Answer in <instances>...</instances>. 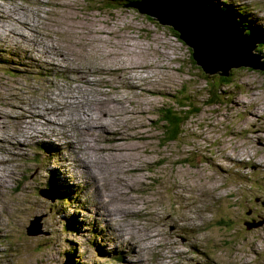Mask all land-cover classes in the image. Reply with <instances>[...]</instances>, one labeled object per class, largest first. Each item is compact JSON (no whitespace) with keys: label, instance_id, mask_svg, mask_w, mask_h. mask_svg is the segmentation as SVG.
I'll use <instances>...</instances> for the list:
<instances>
[{"label":"rangeland","instance_id":"374dc122","mask_svg":"<svg viewBox=\"0 0 264 264\" xmlns=\"http://www.w3.org/2000/svg\"><path fill=\"white\" fill-rule=\"evenodd\" d=\"M96 1L0 0V264H67L68 253L78 264H264V70L231 68L209 99L171 26L123 6L132 0ZM208 1L264 43V0ZM177 91L202 111L162 146L159 114ZM95 125L114 133L95 144ZM50 180L54 200L40 195ZM101 193L131 214L122 233L110 234Z\"/></svg>","mask_w":264,"mask_h":264},{"label":"water","instance_id":"95a60500","mask_svg":"<svg viewBox=\"0 0 264 264\" xmlns=\"http://www.w3.org/2000/svg\"><path fill=\"white\" fill-rule=\"evenodd\" d=\"M123 6L173 27L182 38L180 42L192 50L193 60L207 74L228 75L231 68L242 66L264 70V61H260L263 56H254V40L242 23L208 0H134ZM40 194L54 200L51 190ZM40 220L38 217L31 222L28 235L41 233ZM250 223L245 222L247 229ZM262 224L264 221L259 225Z\"/></svg>","mask_w":264,"mask_h":264},{"label":"trees","instance_id":"16d2710c","mask_svg":"<svg viewBox=\"0 0 264 264\" xmlns=\"http://www.w3.org/2000/svg\"><path fill=\"white\" fill-rule=\"evenodd\" d=\"M111 1L116 2L115 0H106V1H104V3L100 2V1H96V5H99V6L105 5L108 7V5L112 4ZM132 1H134V0H132ZM214 1H216V0H214ZM119 5H122V4L119 3ZM216 5L219 8V5L217 3H216ZM220 9L223 11L229 12L230 15H232L235 19H238L242 23V27L247 29V32L252 36L253 39H254V37L256 39H260L259 31L254 29L253 26H246L244 24V21H242L243 16L238 15L234 10L228 8L227 5L224 3H223V8H220ZM151 19L154 20L153 18H151ZM244 20H246V19H244ZM246 21L250 22V20H246ZM172 34L176 38H178V39L180 38V34L175 32L173 29H172ZM188 50L191 51L190 49H188ZM189 61H191L190 64H193L194 66H196V63L193 59H190ZM197 69H199V68H197ZM233 72H235V71H233ZM232 74L233 73L231 72L230 76H232ZM201 75H203L205 77V79L207 80L208 87L206 88V95H207V98H209V99H214V97L219 95V93L221 92L220 88L216 87V82L218 80H220V81H229L230 80L229 79L230 77H227L226 74L225 75L206 74L203 72ZM171 98H172L171 103L167 107L161 108V112L159 114L160 130H161V134H162L163 141H164V144L162 146L167 145L171 141H178L182 137V135L184 134L183 127L192 118L197 117L202 111L201 108H198L196 105L192 104V96H190L186 93H182L181 95H179L178 91H177ZM180 115L183 116V119H182V117H177ZM175 120L178 122L177 124H175ZM48 186H50L51 189L55 192V196L59 195L58 186H56V184L53 182V180L49 181ZM60 200H61L62 206L68 207L69 206L68 202L71 203L70 193L63 196ZM66 221H67V224H66L67 230L80 231V229H78V227H80L82 223L81 224H80V222L77 223L78 219H75V217H69V219H67ZM67 256L69 258L67 264H78V263H76V261H74L73 254L68 253Z\"/></svg>","mask_w":264,"mask_h":264},{"label":"bare ground","instance_id":"6f19581e","mask_svg":"<svg viewBox=\"0 0 264 264\" xmlns=\"http://www.w3.org/2000/svg\"><path fill=\"white\" fill-rule=\"evenodd\" d=\"M210 5H212L211 3H210ZM219 10V9H218ZM229 14V13H228ZM230 15V14H229ZM232 16V15H231ZM233 17V16H232ZM256 35V34H255ZM181 39L182 38H179V41H181ZM249 96V95H248ZM250 96H252V94L250 95ZM193 99V98H192ZM254 99V98H253ZM250 100V99H249ZM254 101V100H253ZM239 104V103H238ZM92 105V104H91ZM251 106V105H250ZM92 107V106H91ZM250 109V108H249ZM249 113H251V112H249ZM7 114V113H6ZM92 114V113H91ZM260 115V114H259ZM11 116V115H10ZM90 116H92V115H90ZM256 116H258V115H256ZM13 117H15V115L14 116H12V118ZM81 117V116H80ZM89 117V116H88ZM93 117V116H92ZM254 117H255V115H254ZM78 118H79V116H78ZM95 118V117H94ZM97 118V117H96ZM247 119V118H246ZM258 119V118H257ZM91 120V119H90ZM95 120V119H94ZM248 120H250V119H248ZM102 122V121H101ZM84 124H86V123H84ZM89 124H91V123H89ZM97 124V123H96ZM254 125V124H253ZM88 126V125H87ZM92 127V126H91ZM76 128V127H75ZM79 128V127H78ZM98 128H101V129H98ZM76 130V129H75ZM258 130V132H261L260 131V129H257ZM88 133V132H87ZM114 133V130H110V129H108L107 128V126H105V125H99V126H96L95 125V128L93 129V142L95 143V144H98V139H99V137H101V136H105L106 138H108L109 137V135H112ZM73 134V133H72ZM76 136V135H75ZM87 134H84V135H82L81 136V139H82V141H80V144L81 145H86V143H87V141L88 140H90L89 138H87ZM72 137V136H71ZM70 137V138H71ZM78 137V136H77ZM251 137V136H250ZM123 137L122 136H118V137H116V138H113L114 140H116V141H118V140H121ZM73 139V138H72ZM70 141V140H69ZM73 141V140H72ZM77 141V140H76ZM67 142V141H66ZM80 146V145H79ZM105 146V145H104ZM96 148H101V147H98V146H95ZM123 148V147H122ZM93 149H95L94 148V146H93ZM92 149V150H93ZM106 149V148H105ZM121 148L119 147V146H117V145H115L114 144V146H111V147H108L106 150H108V151H117V150H120ZM85 151H87V150H85ZM81 152V151H80ZM88 153V152H87ZM92 153V152H91ZM85 154V153H84ZM94 155V154H93ZM115 155H117V154H115ZM122 155V154H121ZM114 156V155H113ZM84 157V156H83ZM90 157V156H89ZM96 157V156H95ZM120 157V156H119ZM122 157V156H121ZM120 157V158H121ZM79 158V157H78ZM86 158V157H85ZM94 158V157H93ZM230 158L232 159L233 157L232 156H230ZM113 159V158H112ZM123 159V158H122ZM121 159V160H122ZM8 160V159H7ZM91 160H92V157H91ZM125 160V159H124ZM230 160V159H229ZM81 161V160H80ZM89 161V160H88ZM93 161V160H92ZM115 162V161H114ZM126 162V161H125ZM93 163V162H92ZM117 163V162H116ZM119 163V162H118ZM99 164V163H98ZM107 164V163H106ZM109 164V163H108ZM122 164V163H121ZM255 164V163H254ZM86 165V164H85ZM89 168H90V166H89ZM117 168V167H116ZM115 168V169H116ZM91 169L92 168H90V171H91ZM120 169V168H119ZM96 172V171H95ZM119 172V171H118ZM88 173V172H87ZM129 174V173H128ZM134 175V174H133ZM99 178H101V177H99ZM98 178V179H99ZM106 180H108V179H106ZM114 180H116V178L114 179ZM105 181V180H104ZM120 181V180H119ZM118 181V182H119ZM130 181H132V180H130ZM129 181V182H130ZM95 182V181H94ZM216 182H218V181H216ZM111 183V182H110ZM215 183V182H214ZM164 184V183H163ZM212 184V183H211ZM122 185V184H121ZM214 185V184H213ZM134 186H136V185H134ZM186 186V185H185ZM205 186H206V184H205ZM212 186V185H211ZM100 187V186H99ZM210 187V186H209ZM108 188H109V190H110V193H111V195L114 197V198H116V193H115V191H114V188L113 187H111V186H108ZM212 188V187H211ZM214 188V187H213ZM102 189V188H101ZM193 189V188H192ZM161 190H164V189H161ZM190 190V189H189ZM129 191V190H128ZM162 192V191H161ZM160 192V193H161ZM164 192V191H163ZM180 195V194H179ZM184 195V194H183ZM128 196H130V195H128ZM101 199H102V201H103V204H102V206H99V208H98V210H99V212H100V214L102 215V216H104L105 215V211H107L108 213H109V215H110V220H111V223H109L108 221H107V225H108V229H109V231H111L110 232V234L112 235V236H114V235H117V233H116V231H118L119 230V232L120 233H122V230H121V227H124L125 225H126V223H128V222H130V220H131V214L130 213H128L127 211H123L124 213H121L117 208H116V205H115V202L114 201H111L108 197H106L105 196V194L104 193H101ZM178 199V198H177ZM180 199V198H179ZM187 201V200H186ZM182 202V201H181ZM126 203V202H125ZM184 203V202H183ZM162 204V203H161ZM125 205V204H124ZM188 205V204H187ZM192 205V204H191ZM190 205V206H191ZM130 206V205H129ZM128 206V207H129ZM133 206V205H132ZM189 206V207H190ZM120 208V207H119ZM133 208V207H132ZM155 211V210H154ZM186 211V210H185ZM187 211H188V209H187ZM150 212V211H149ZM156 213V212H155ZM154 212H153V214H155ZM157 214V213H156ZM253 214V213H252ZM105 219L107 220V218L105 217ZM151 219H152V216H151ZM156 219V218H155ZM154 219V220H155ZM159 220V219H158ZM161 221V220H160ZM163 221V220H162ZM77 223H79V222H77ZM149 223H150V221H149ZM162 223V222H161ZM146 224V223H145ZM166 224V223H165ZM116 225V227L117 228H115V227H113V226H115ZM117 225H119V226H117ZM162 225V224H161ZM256 225V222L254 221V229H256L257 227L255 226ZM134 226V225H133ZM144 226V225H143ZM185 226V225H184ZM183 226V227H184ZM192 227V226H191ZM165 228V227H164ZM182 228V227H181ZM180 228V229H181ZM193 228V227H192ZM158 229H160V227H158ZM165 230V229H164ZM155 231V230H154ZM135 232L137 233V234H135ZM144 232V231H143ZM128 233L129 234H135V236H130L129 235V237L127 236L128 235ZM128 233H125L124 235L126 236V237H128V238H130V239H134V238H136L137 236H138V234H139V231L138 230H134V228L133 227H130L129 228V232ZM150 233V236H152L151 235V232H149ZM165 233V232H164ZM158 235V234H157ZM163 235H165V234H163ZM178 235V234H177ZM166 236H168V235H166ZM158 237V236H157ZM165 237V236H164ZM156 239V238H155ZM163 240V239H162ZM135 241V240H134ZM141 241V240H140ZM155 241V240H154ZM193 241H195V240H193ZM136 242V241H135ZM156 242V241H155ZM158 242V241H157ZM164 242V241H163ZM129 244H130V246H133L134 247V244H133V240H130L129 241ZM166 244V243H165ZM137 246V245H136ZM158 246V245H157ZM141 247V246H140ZM143 247V246H142ZM138 248V247H137ZM130 252V251H129ZM143 253V252H142ZM139 256H141V255H139ZM145 257V256H144ZM123 259H125L124 257H123ZM163 260V259H162ZM123 264H132V261H131V259L129 258V256H126V261H124L123 260ZM143 264V263H142Z\"/></svg>","mask_w":264,"mask_h":264},{"label":"clouds","instance_id":"9594fccd","mask_svg":"<svg viewBox=\"0 0 264 264\" xmlns=\"http://www.w3.org/2000/svg\"><path fill=\"white\" fill-rule=\"evenodd\" d=\"M196 63V62H195ZM196 65H198L197 63H196ZM199 66V65H198ZM199 69H201L204 73H205V71L203 70V68L202 67H200L199 66ZM207 74V73H206ZM184 131V130H183ZM258 198V197H257ZM50 200V199H49ZM255 202H256V200H255ZM246 215H247V212H246ZM248 217H249V219H250V216L249 215H247ZM35 220V219H34ZM245 221H247V220H245ZM42 226V225H41ZM245 226V225H244ZM245 228H246V226H245ZM247 229V228H246ZM41 230H42V227H41ZM27 235H28V231H27ZM28 236H30V235H28ZM163 260L164 261H167L168 262V264L170 263V260L171 259H168L167 258V256L165 257V258H163Z\"/></svg>","mask_w":264,"mask_h":264},{"label":"flooded vegetation","instance_id":"af4514ba","mask_svg":"<svg viewBox=\"0 0 264 264\" xmlns=\"http://www.w3.org/2000/svg\"><path fill=\"white\" fill-rule=\"evenodd\" d=\"M230 14V13H229Z\"/></svg>","mask_w":264,"mask_h":264}]
</instances>
